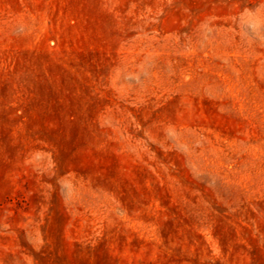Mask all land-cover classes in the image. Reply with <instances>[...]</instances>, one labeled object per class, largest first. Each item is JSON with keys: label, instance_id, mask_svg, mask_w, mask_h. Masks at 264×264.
Returning <instances> with one entry per match:
<instances>
[{"label": "rangeland", "instance_id": "1", "mask_svg": "<svg viewBox=\"0 0 264 264\" xmlns=\"http://www.w3.org/2000/svg\"><path fill=\"white\" fill-rule=\"evenodd\" d=\"M0 264H264V0H0Z\"/></svg>", "mask_w": 264, "mask_h": 264}]
</instances>
